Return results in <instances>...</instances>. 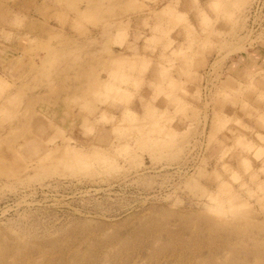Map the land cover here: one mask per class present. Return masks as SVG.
<instances>
[{
    "label": "rangeland",
    "instance_id": "rangeland-1",
    "mask_svg": "<svg viewBox=\"0 0 264 264\" xmlns=\"http://www.w3.org/2000/svg\"><path fill=\"white\" fill-rule=\"evenodd\" d=\"M223 1L0 0V264H264V70L219 80L264 0Z\"/></svg>",
    "mask_w": 264,
    "mask_h": 264
},
{
    "label": "crops",
    "instance_id": "crops-1",
    "mask_svg": "<svg viewBox=\"0 0 264 264\" xmlns=\"http://www.w3.org/2000/svg\"><path fill=\"white\" fill-rule=\"evenodd\" d=\"M177 34L178 35H174V32H173V35L172 34L170 36L168 35V38L166 39V44L164 45V47L169 46V44L171 42L173 44H175V42L177 44L179 42L181 43L183 41V35H182L181 32H178ZM153 37H158V36L157 35H153V36H151L149 38L151 40H153ZM155 39H157V38H155ZM174 46L175 45H173V47L171 48V53L172 54L173 53H177V54L179 53L180 54V53H183L186 50V48L188 46H190V45L189 44L186 45V46L185 45H183V46L177 45V47H174ZM254 47H257V46L255 45ZM254 47L253 48H248V49H246L245 51H242V52H238L235 55L234 54H230V55H228L225 58L226 62L222 66L221 71H220V76H219V80L221 82H223V85L225 86V88H227V89H238V83L239 82L241 83L244 80H246L247 78L251 77L253 74H255L257 72H260L261 69L264 70V48L259 47V46L257 48H254ZM221 56H224V55H221ZM186 64H190V62L186 61ZM183 69H181L182 72H183ZM186 74H187V69H186ZM193 77H194L193 74L191 76H189L190 79H192ZM163 79H166V80L163 81ZM172 79L177 84L176 85L177 87H183V83L185 82L184 77H181V76L176 75L174 73L169 74L168 70H167V66L165 64H163L162 62H158V65L154 64L153 66H151L149 68V70L145 74V81H150L154 85V88L147 89V91H146L147 93H145V95H148L147 97L143 95L145 97V99H147V100H145V102H143L142 104H140V101H138V102L137 101L136 102L133 101L132 103L133 104L135 103V104L133 105L131 103L129 105L130 107L126 106V104L125 105L123 104L124 106H126L123 109L124 110L131 109L133 111H136L139 114H143L145 112L146 108H147V105L150 103L156 109L168 110L171 113L172 112L171 109L174 106L173 107H168L167 106V103H166L164 97L162 96V93H160V95H158L154 100H152V95H153V91L155 89V86H158V88L163 89V88H165L167 82L169 81V83H170ZM257 85H259V86H257ZM257 85L256 86H257L258 89H261V90L264 91V83L263 82H259V84H257ZM185 86L186 85H184V89H186V92H188V90L190 91V88H186ZM145 90H146V87H145L144 91L142 90V92H145ZM174 97H176L180 101L183 100L186 104L188 103V101L185 99V95L182 96L180 94H175ZM249 102H250V104H252V103L256 104L254 95L250 97ZM228 110H236V109H234L232 105L228 104ZM223 114L227 115L228 117H231V116L234 115V114L231 115V114H226V113H223ZM238 118H240V117H238ZM241 119H242V117H241ZM203 121H204V118H203ZM173 122H175L176 125H178V126H182L181 123L186 122V121H184L182 118L176 117ZM243 123H246V122L243 121ZM210 124H211V117L208 116L207 125L205 127V131H204V133L201 136L204 143L207 142V137L209 135V130H210ZM176 125L174 124V126H172V125L171 126H172V128H175ZM107 129H109V128H107ZM235 129H236V127H235ZM228 130H234V127L230 126L228 124V125H226L225 130H223L221 132V136H223V137L219 138L220 141L218 142L219 143V146L217 147L218 150H216V153H214V154H216V156L217 155L219 156L221 154V151H223L224 147L226 148V146H228L226 144V142H227L226 139H228L229 137L227 135H225V134L228 133ZM106 133H107V131H106ZM257 133H258V136L259 135L260 136H264V132L262 130L261 131L258 130ZM74 135H75V133H74ZM106 135L109 136V134H106ZM218 137H219V135H218ZM205 151H206V149H205ZM207 152H209V150ZM241 155L242 154H236L237 163H238L237 158H238V156H241ZM224 159H228V160H224V161H228V162L231 163V161H230V151H228L225 154Z\"/></svg>",
    "mask_w": 264,
    "mask_h": 264
},
{
    "label": "bare ground",
    "instance_id": "bare-ground-1",
    "mask_svg": "<svg viewBox=\"0 0 264 264\" xmlns=\"http://www.w3.org/2000/svg\"><path fill=\"white\" fill-rule=\"evenodd\" d=\"M222 1H223V0H208L207 3H209V2L211 3V2H212L211 4H214V2H215L214 5H218V4L222 3ZM228 1H229L230 3H229ZM238 1H239V0H227V4L230 5L231 3H232V4L239 3ZM223 2H226V0L223 1ZM210 3H209V4H210ZM225 4H226V3H225ZM165 10H169V9H168V8H165L164 11H165ZM176 11H177V10H176ZM166 13H167V12H166ZM122 58H123V57H122ZM132 61H133V60L131 59V62H132ZM134 62H135V59H134ZM134 62H133V64H134ZM135 64H137V63H135Z\"/></svg>",
    "mask_w": 264,
    "mask_h": 264
}]
</instances>
